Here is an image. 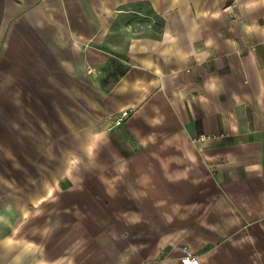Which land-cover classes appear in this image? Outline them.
Listing matches in <instances>:
<instances>
[{"label": "crops", "instance_id": "obj_1", "mask_svg": "<svg viewBox=\"0 0 264 264\" xmlns=\"http://www.w3.org/2000/svg\"><path fill=\"white\" fill-rule=\"evenodd\" d=\"M185 258L264 264V0H0V264Z\"/></svg>", "mask_w": 264, "mask_h": 264}, {"label": "built area", "instance_id": "obj_2", "mask_svg": "<svg viewBox=\"0 0 264 264\" xmlns=\"http://www.w3.org/2000/svg\"><path fill=\"white\" fill-rule=\"evenodd\" d=\"M130 114V111H123L119 117L117 118V123H121L122 120H124L125 118H127ZM201 140H204V137H201ZM183 264H199V260L197 258H185L182 260Z\"/></svg>", "mask_w": 264, "mask_h": 264}, {"label": "rangeland", "instance_id": "obj_3", "mask_svg": "<svg viewBox=\"0 0 264 264\" xmlns=\"http://www.w3.org/2000/svg\"><path fill=\"white\" fill-rule=\"evenodd\" d=\"M124 120H122L121 122H123ZM116 122H117V120H116Z\"/></svg>", "mask_w": 264, "mask_h": 264}]
</instances>
